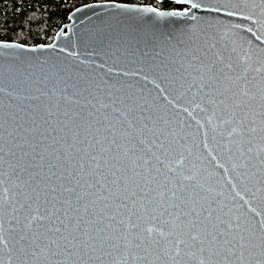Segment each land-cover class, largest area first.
<instances>
[{"label": "water", "instance_id": "obj_1", "mask_svg": "<svg viewBox=\"0 0 264 264\" xmlns=\"http://www.w3.org/2000/svg\"><path fill=\"white\" fill-rule=\"evenodd\" d=\"M154 1L0 41V264H264V0Z\"/></svg>", "mask_w": 264, "mask_h": 264}, {"label": "trees", "instance_id": "obj_2", "mask_svg": "<svg viewBox=\"0 0 264 264\" xmlns=\"http://www.w3.org/2000/svg\"><path fill=\"white\" fill-rule=\"evenodd\" d=\"M97 2L148 5L159 10L184 9L154 0H0V41L26 46L49 45L75 9Z\"/></svg>", "mask_w": 264, "mask_h": 264}]
</instances>
